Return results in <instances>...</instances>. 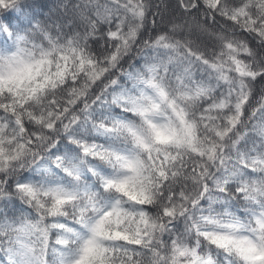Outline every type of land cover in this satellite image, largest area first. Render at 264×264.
Masks as SVG:
<instances>
[{
	"label": "snow or ice",
	"instance_id": "snow-or-ice-1",
	"mask_svg": "<svg viewBox=\"0 0 264 264\" xmlns=\"http://www.w3.org/2000/svg\"><path fill=\"white\" fill-rule=\"evenodd\" d=\"M0 264H264V0H0Z\"/></svg>",
	"mask_w": 264,
	"mask_h": 264
}]
</instances>
